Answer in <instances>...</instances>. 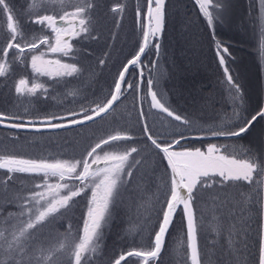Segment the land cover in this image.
I'll return each mask as SVG.
<instances>
[{"label":"rangeland","instance_id":"rangeland-1","mask_svg":"<svg viewBox=\"0 0 264 264\" xmlns=\"http://www.w3.org/2000/svg\"><path fill=\"white\" fill-rule=\"evenodd\" d=\"M9 2L26 35L30 37L34 32L39 35V26L32 24L27 15L31 0ZM95 3L93 36L97 38L73 41L78 54L74 59L63 58L64 62L77 63L80 74L58 81L47 76L40 77L39 81L48 87L46 96H18L15 93L16 82L21 78L32 82L31 54H26L21 62L14 59L15 50H10L9 73L0 77V113L19 114L26 118L62 115L68 110L79 111L81 106L91 107L94 101L109 96L118 72L138 51L141 34L135 13L138 5L145 7V0H95ZM118 3L124 5L123 12H111L110 9ZM261 9L262 0H228L227 11L215 24L214 39L213 29L207 25L195 0H166L164 29L159 41L160 55L157 56L153 48L141 58V67H148H143L144 80L139 90H126L103 119L43 132L21 131L0 124V153L33 159H78L100 138L116 131L128 132L134 138L126 144L122 143L116 150L137 147L139 155L134 153L133 156L142 164L134 168L133 179L121 189L91 264H110L122 252L148 247L158 230V212L165 200V182L168 180L166 162L145 138L140 112H144L149 128L158 139L171 142L178 138L184 127L177 126L179 122L165 113L150 108V97L147 95L149 78H153V90L162 102L195 125L194 130L185 132L188 138L181 141L177 150L197 147L206 150L211 143L220 147L226 155L247 158L251 150L258 159L262 158L263 120H258L254 128L241 137L196 138L201 128L220 125L232 115L229 86L216 55V40L229 50L230 55L225 54V60L229 72L241 88L246 109L242 115L249 116V113L254 114L263 107L264 49L261 42L264 40V12ZM7 40L6 18L0 15V56ZM55 58L50 53L46 57ZM100 60L105 63L101 65ZM153 62L156 65L154 70L151 67ZM139 73L140 67L130 69L126 78L139 83ZM72 92L76 94L69 95ZM259 178L254 175V180ZM32 186L33 181L26 175L14 174L12 180H7L6 173L0 170V225L9 228V231L10 222L15 221L5 218L9 213L19 211L17 204L9 201L16 195H26ZM251 188L252 185L245 183L223 189L214 187L195 203L202 264H256L260 216L252 205L243 202ZM251 194L255 196V193ZM213 197L218 198L216 203ZM76 201L70 209L62 210L63 216L41 229L33 242L34 248L53 247L65 237L66 246L71 247L82 229V217L87 210L86 199L78 197ZM219 201L224 202L223 207L217 206ZM233 225V243L229 245L228 232ZM186 231L185 219L178 212L164 250L152 264H190ZM54 264H69V253L60 255Z\"/></svg>","mask_w":264,"mask_h":264},{"label":"snow or ice","instance_id":"snow-or-ice-1","mask_svg":"<svg viewBox=\"0 0 264 264\" xmlns=\"http://www.w3.org/2000/svg\"><path fill=\"white\" fill-rule=\"evenodd\" d=\"M195 3L209 28L213 29L215 39V24L222 20L227 11L228 0H215V3L213 0H195ZM165 4L166 0H145L144 8L137 6L135 14L141 34L138 51L118 72L108 97L98 102L94 101L91 107L81 106L79 111L68 110L62 115L26 118L19 114L0 113V124L13 129L31 128L40 131L44 128L60 129L84 125L86 122H95L97 118L103 119L126 90H139L140 83L144 80L143 67H148L147 65L141 67V58L153 48L156 55H160L159 41L165 23ZM95 8V0H31L27 15L32 24L39 26L40 34L34 32L28 37L9 0H0V15L6 18L8 35L7 44L0 56V77H6L9 73L10 50H15L13 57L21 62L26 54H31L32 82L29 83L26 78L19 79L15 84V93L18 96L38 94L46 96L48 87L39 81L40 77L47 76L58 81L79 75L81 69L77 63L64 62L63 58L74 59L78 54L73 41L97 38L93 36ZM123 10L124 5L119 3L110 9L113 13H122ZM261 10L264 12V0ZM41 46H44L43 49ZM215 46L219 64L223 67L229 86L232 115L220 125L201 128L200 135L196 138L241 137L248 134L258 120H264V107L259 108L254 114L249 113L250 118L242 115L246 109L241 88L226 65L225 54H229V50L218 40L215 41ZM261 48L264 49V40L261 42ZM49 53L57 58L46 59ZM99 63L103 65L105 61L100 60ZM155 66L153 62L151 65L153 70ZM137 67H140L139 83L128 81L126 74L130 68ZM153 83V78L147 80L150 108L165 113L173 121L179 122L177 126H183L184 131L171 142L163 138L158 139L153 135L141 110L144 136L156 154L166 162L168 180L165 182V200L158 212V230L155 231L150 245L122 252L110 264H152L158 260L165 236L178 212L182 213L186 221L187 258L190 264H202L197 241L195 203L207 190L214 187L223 189L225 186H239L241 183L252 185L243 202L252 205L260 216L256 264H264V157L258 159L251 150L247 158L226 155L221 152L220 147L211 143L206 150L198 147L177 150L181 141L188 138L185 132L194 130L195 125L167 107L153 90ZM75 94L69 93L73 96ZM5 121L11 122L5 124ZM133 139L128 132L116 131L106 138H100L78 159H33L0 153V170L6 173L7 180H12L14 174H22L33 181V186L26 195H16L9 201L16 203L19 211L9 213L5 218L8 221H15L10 222V231L9 228L0 225V264H54V261L65 252L69 253V264H91L93 255L100 248L104 228L112 218V208L120 196L121 189L133 179L134 168L142 164L141 160L133 156L134 153L139 155L140 150L137 147L116 150L122 143L126 144ZM254 175L260 178L254 180ZM251 193H255V196ZM78 197L86 199L87 210L82 217V229L71 247L66 246L65 237L53 247L34 248L33 242L41 229L52 220L63 216L62 210L70 209ZM217 199L213 197V202L216 203ZM217 206L223 207L224 202L219 201ZM234 231L233 225L228 232L229 245L233 243Z\"/></svg>","mask_w":264,"mask_h":264},{"label":"water","instance_id":"water-1","mask_svg":"<svg viewBox=\"0 0 264 264\" xmlns=\"http://www.w3.org/2000/svg\"><path fill=\"white\" fill-rule=\"evenodd\" d=\"M131 69V68H130ZM127 75V74H126ZM115 105V104H114ZM263 107H264V100H263ZM97 119H99V118H97ZM96 119V120H97ZM7 123H10V122H6L5 121V124H7ZM86 123H89V122H86ZM85 123V124H86ZM2 125V124H1ZM77 126H80V125H76V126H72V127H77ZM72 127H67V128H60V129H48V128H44V129H41L40 131H35V130H33V129H31V128H28V129H17V130H21V131H30V132H43V131H54V130H63V129H68V128H72ZM262 157H264V120H263V135H262ZM186 222V221H185ZM261 222V221H260ZM170 228H171V226H170ZM170 228H169V231H170ZM169 231H168V233H169ZM168 233L166 234V236H165V242H164V246H163V249H162V252H163V250H164V247H165V243H166V240H167V236H168ZM161 252V253H162ZM161 255V254H160Z\"/></svg>","mask_w":264,"mask_h":264},{"label":"trees","instance_id":"trees-1","mask_svg":"<svg viewBox=\"0 0 264 264\" xmlns=\"http://www.w3.org/2000/svg\"><path fill=\"white\" fill-rule=\"evenodd\" d=\"M196 86L198 85V84H195Z\"/></svg>","mask_w":264,"mask_h":264}]
</instances>
